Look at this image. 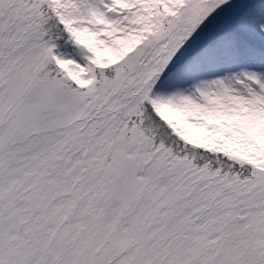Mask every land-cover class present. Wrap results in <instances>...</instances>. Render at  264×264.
<instances>
[{
    "label": "snow or ice",
    "instance_id": "1",
    "mask_svg": "<svg viewBox=\"0 0 264 264\" xmlns=\"http://www.w3.org/2000/svg\"><path fill=\"white\" fill-rule=\"evenodd\" d=\"M0 264H264V0H0Z\"/></svg>",
    "mask_w": 264,
    "mask_h": 264
}]
</instances>
